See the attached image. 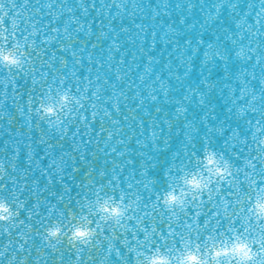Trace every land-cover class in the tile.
I'll return each instance as SVG.
<instances>
[{
	"label": "snow or ice",
	"instance_id": "obj_1",
	"mask_svg": "<svg viewBox=\"0 0 264 264\" xmlns=\"http://www.w3.org/2000/svg\"><path fill=\"white\" fill-rule=\"evenodd\" d=\"M69 3L70 0H0V69H7L10 74L13 68L17 73H35L36 63L39 61L41 69L46 63L47 68L56 70L48 73L58 86L56 102L45 104L41 94V103L35 111L39 113L42 110L45 116H55L57 122H60L57 108L60 111L68 108L72 113L75 109L68 106L74 103L83 113L79 119L85 122L86 128L91 129L89 119L92 123L100 120L99 129H92L98 135L95 145L103 153L102 165L111 167L102 166L99 169L97 174L105 183L97 185L94 200H89L87 195L82 197L85 202L83 205L77 200L79 216L72 209H68L66 213L58 204L50 201H46L48 207L41 215L39 199L33 202L32 208H28L27 202L20 199L28 187L27 176L23 173L20 176H9L8 168L0 160V264H264V140L258 141L256 147L251 149L252 154L247 156H241L240 152H233L229 156L223 151L217 152L208 147L204 149L203 157L192 153L196 158L195 167L188 169L186 165L179 168L170 165L165 172L169 180L166 188L156 189L155 179L148 178L149 168L144 166L147 161H141L140 173L137 174V161L124 160L128 153L118 147H110L108 143L115 134L105 128L103 121L120 113V98L127 100L129 97L122 90L117 96V85L112 84L108 106L99 104L103 85L100 83L101 77L97 75L93 87L91 65L104 67V64L100 59L94 58L93 52H87L90 66L86 70L87 74L81 75L75 69L85 63L84 53L87 50H77L69 43L74 36L79 39L81 32L89 37L94 36L97 41L107 39L109 32H112L114 38L108 49L111 60L113 52L120 51L119 34L129 33L131 28L122 24L117 32L109 24L96 34L93 31L94 21H82L76 15L77 9L84 16L89 15V8L96 10V0H76L75 7L69 6ZM260 4L254 24L247 23V17L236 21L237 27L247 24L245 33L250 34L251 38L245 45V33H241V43L234 54L245 62L252 61L254 65L251 73L245 68L241 77L257 79L255 68L260 67L261 84L264 85V0H260ZM192 6L189 4V7ZM225 6L235 10L238 4L232 2L226 5L225 0H220L215 5L217 16ZM110 7L126 10L124 0ZM164 7V14L171 15L167 11V0H164ZM248 7L251 8L252 5L249 4ZM119 15L118 11L117 16ZM154 15L159 16V11ZM100 23L103 26V21ZM134 27L140 31L144 29V25L139 23H135ZM157 35L156 32L152 33L153 50ZM199 42L203 43V40ZM91 47L95 50L96 43ZM208 47L211 48L212 45L209 44ZM217 55L220 56L219 53ZM69 58L73 62L71 72L68 71ZM220 58L225 59L223 56ZM153 59L151 55L147 56L145 73L151 71ZM125 62V57L121 55L118 65ZM25 65L28 66L27 70ZM57 65L64 71L57 69ZM109 68L113 70L110 64ZM113 71L116 81H122L127 76V72L122 71L119 66ZM128 71L131 72L132 69ZM69 77L73 83H69ZM44 78L46 91L51 93L53 88L47 86V75ZM144 79V74H141L139 80ZM32 82L37 83L35 76ZM12 83L15 85V77ZM161 87H164L163 84ZM240 91V98L244 99L248 90L241 88ZM167 93L168 90L165 89L164 95L167 96ZM135 96L136 103L142 106L143 93L136 91ZM148 98L153 102L158 99L156 95H149ZM258 100L264 106V91L257 96L255 88L251 89L247 107L253 113L259 111L253 106ZM200 102L203 103V99ZM32 103L33 99L30 97V111ZM86 104L90 111L86 110ZM20 111L23 112L24 109L21 108ZM157 111L161 109L158 108ZM186 111L187 108L182 105L177 108V112L181 114ZM239 112L242 116L246 114L243 107ZM261 120H264V116L255 121V124L258 130L264 131L259 127ZM247 122L253 123L251 120ZM110 123L118 125L120 121L110 119ZM165 123L171 127L170 122ZM219 131L223 132V129ZM234 135H239L238 130ZM151 136L155 141L156 132L153 131ZM100 137L106 139L102 140ZM191 139L189 135L188 140ZM252 139L256 140V136L253 135ZM87 143H92V140L89 138ZM241 143L246 145L247 137ZM123 144V140L118 141V145ZM108 149L112 156L121 158V162L107 159ZM91 155L95 160L96 151ZM18 156L17 147L13 157L18 159ZM139 156L143 157L145 153L141 151ZM80 159L85 160L86 156L81 154ZM237 160L241 163H236ZM10 167L12 172L17 171L15 163ZM78 170L77 167L73 168V171ZM126 170L128 175L124 177ZM63 171L62 166L56 167L61 183L64 182ZM93 172H97V168L94 163H90L86 175L90 177ZM174 172L179 174L175 175ZM140 176L147 179H140ZM6 180L11 182V189ZM47 180L49 184L53 182L51 174L47 175ZM32 183L34 196L47 192L46 186L40 189L39 181ZM92 183L94 181L88 180L85 186ZM105 184L110 189L107 194H103ZM17 185L19 191L16 190ZM6 190L11 200L4 195ZM65 191L70 192L71 188L65 185ZM49 195L60 202L65 199L63 194L56 192H50ZM22 211H26L23 217ZM54 215L57 217L55 221L52 220ZM65 218L71 223L66 224Z\"/></svg>",
	"mask_w": 264,
	"mask_h": 264
},
{
	"label": "water",
	"instance_id": "obj_2",
	"mask_svg": "<svg viewBox=\"0 0 264 264\" xmlns=\"http://www.w3.org/2000/svg\"><path fill=\"white\" fill-rule=\"evenodd\" d=\"M119 2L120 0H96V10L89 8L87 16L76 10V15L82 21H94L93 31L96 34L109 24H112L117 32L122 24L131 28V32L119 34L120 51L113 52L111 60L108 49L114 38L112 32H109L107 39L101 38L99 41L94 36L89 37L81 32L79 39L74 36L69 42L77 50L80 48L87 50L84 53L85 63L75 69L81 75H86V70L90 66L87 62V52H93L94 58L100 59L104 64V67L91 65L93 87L97 75L101 77L100 83L103 85L99 104L108 106L112 84L117 85V96L122 90L129 97L127 100L120 98V113L103 121L105 128H109L115 134L108 142L110 147H118L126 151L128 155L123 158L124 160L135 159L137 174L140 173L141 161H147L144 166L149 168L148 178L155 179L154 187L158 190L165 189L169 182L165 176L166 167L168 169L170 165H176L179 168L186 165L188 169L194 168L196 158L192 153L197 156L207 146H211L217 152L223 151L229 156L233 152H240L241 156L252 154L251 149L256 147L258 141L264 140V131L258 130L255 124V121L264 116V106L258 100L253 105L259 109L255 113L247 107L251 89L255 88L257 96L264 91V85L261 84V68H255L257 79L252 80L250 76L242 78V71L247 68L251 73L254 65L252 61L245 62L234 53L241 43L240 34L245 33L247 28V24L237 27L236 21L247 17V23L254 24L256 12L261 7L260 0H225L226 5L235 2L238 7L233 10L225 6L220 9L219 16L216 15L215 5L220 0H167V11L171 15L164 14V0H124L126 10L110 7ZM189 4L193 6L189 7ZM249 4L252 5L251 8L248 7ZM69 6L75 7L76 0H70ZM118 11L119 16H117ZM157 11L159 16L154 15ZM100 21H103V26ZM135 23L144 25L143 31L136 29ZM153 32L158 33L154 50L151 47ZM249 38H251L250 34L245 33L243 41L245 45ZM201 39L203 43L199 42ZM93 43L97 45L95 50L91 47ZM209 44L212 45L211 48L208 47ZM217 53L225 59H221ZM121 55L125 57L126 62L118 65ZM148 55L154 59L150 65L151 71L145 73ZM68 64V71L71 72L73 64L71 58ZM109 64L113 70L119 66L122 71L127 72L126 78L116 81L114 71L110 70ZM27 68L28 66L25 65L26 70ZM128 69L132 71L129 72ZM54 71L56 70L47 68L46 63L41 69L39 61L36 63L35 73H17L13 68L10 74L7 69H0V160L8 168L9 176H20L21 173L27 176L28 187L20 199L27 202L28 208H32L33 202L39 199L41 215L48 207L46 201L58 204L67 213L68 209L79 208L77 200L83 205L85 202L82 197L85 195L89 200H94L97 185L105 183V180L97 174L99 169L102 166L111 167L102 165L103 153H100L95 145L98 135L92 129H99L100 120L92 123L89 119L91 129L86 128L85 122L79 119L83 113L74 103L68 106L75 109L72 113L68 108L64 111L57 108L60 122H57L55 116H46L47 118L42 119L35 111L41 103V94L45 104L56 102L58 86L48 75ZM141 74L145 76L144 81L139 80ZM46 75L47 86L53 88L51 93L46 91L44 78ZM33 76L37 80L36 84L32 82ZM13 77H15V85L12 83ZM69 83H73L71 77ZM241 88L248 90L244 94V99L240 98ZM165 89L168 90L167 96L164 95ZM136 91L144 95L142 106L136 103ZM149 95H156L158 99L153 102L148 98ZM30 97L33 99L31 111L28 109ZM201 99L203 103L200 102ZM181 105L187 108L182 114L177 112V108ZM241 107L246 113L243 116L239 112ZM21 108L24 109L23 112L20 111ZM158 108L161 111L158 112ZM86 110L90 111L87 104ZM124 117L127 119L125 120ZM110 119L119 120L120 124H111ZM248 120L253 123L249 124ZM166 121L170 122L171 127L165 123ZM259 127L264 129V120H261ZM219 129H223V132ZM237 130L238 136L234 135ZM153 131L156 132L155 141L151 136ZM189 135L192 137L191 141L188 140ZM253 135L256 136V140L252 139ZM245 137H247L246 145L241 143ZM89 138L92 143H87ZM100 138L106 139V137ZM120 140L124 141L121 146L118 145ZM137 141L141 143L138 144ZM101 146L103 147V144ZM17 147L19 156L18 159H14L13 152ZM93 151H96L95 160L91 155ZM108 151L107 159L121 162V158L112 156L110 149ZM141 151L145 156H139ZM177 153L179 155H176ZM81 154L86 156L85 160L80 159ZM235 162L241 163L238 160ZM13 163L16 164V172L11 171L10 165ZM90 163H94L97 172H93L89 177L86 173ZM57 166H62L64 169L63 183L58 179L60 173L56 172ZM74 167L79 170L73 171ZM127 167L131 170L130 165ZM48 174L52 175L51 184L47 180ZM174 174L179 173L174 172ZM110 175L111 173L109 177ZM127 175L128 170L123 176L127 177ZM139 178L147 179L143 176ZM88 180L94 183L85 186ZM33 181H39L40 189L46 186L47 192H41L38 197L34 196ZM5 182L9 183L11 189V182L8 180ZM65 185L71 188L70 192L65 191ZM16 190L19 191V185L16 186ZM109 191L105 184L103 194ZM50 192L63 194L64 201H57L56 197L49 195ZM4 195L11 200L7 190ZM25 215L26 211H22L21 216ZM56 218L54 215L52 220Z\"/></svg>",
	"mask_w": 264,
	"mask_h": 264
},
{
	"label": "clouds",
	"instance_id": "obj_3",
	"mask_svg": "<svg viewBox=\"0 0 264 264\" xmlns=\"http://www.w3.org/2000/svg\"><path fill=\"white\" fill-rule=\"evenodd\" d=\"M11 45H9V47H10ZM39 107V106H38ZM40 116H41V118L42 119H45V118H47L44 114H43V112H42V110H41V112H39L38 113ZM210 150H214L213 148H211V146H207ZM204 149H202L201 150V152L199 153V155H197V156H199V157H203L204 156ZM166 170H167V167H166ZM166 172V171H165ZM166 176V175H165ZM75 213H76V215L77 216H79L80 215V209L79 208H77V209H72ZM53 221H55V220H53ZM65 223L66 224H70L71 223V221L68 219V218H65Z\"/></svg>",
	"mask_w": 264,
	"mask_h": 264
}]
</instances>
